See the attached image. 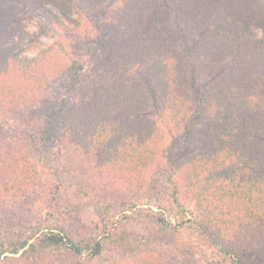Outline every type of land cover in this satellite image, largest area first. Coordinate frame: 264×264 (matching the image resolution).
<instances>
[{"label": "trees", "instance_id": "trees-1", "mask_svg": "<svg viewBox=\"0 0 264 264\" xmlns=\"http://www.w3.org/2000/svg\"><path fill=\"white\" fill-rule=\"evenodd\" d=\"M105 1L31 0L58 37L44 45L25 28L16 41L0 37V203L24 195L36 214L32 233L0 242V264L93 260L108 247L123 264H190L152 250L183 232L218 246L211 264H257L239 248L264 229V0H117L80 76L68 49ZM5 24L0 14V34ZM224 62L209 87L187 84L184 63L214 75ZM146 91L175 153L145 113ZM88 206L103 213L93 231L76 223ZM126 224L149 233L134 239Z\"/></svg>", "mask_w": 264, "mask_h": 264}, {"label": "rangeland", "instance_id": "rangeland-1", "mask_svg": "<svg viewBox=\"0 0 264 264\" xmlns=\"http://www.w3.org/2000/svg\"><path fill=\"white\" fill-rule=\"evenodd\" d=\"M69 1L74 3V0ZM116 2L117 0H106L98 15H92V17L85 18L81 21L82 24L78 30L79 46H71L67 53L69 58L70 55H72L74 58L79 60V63H82L83 67L81 68L82 71L80 76H86L87 70L91 65V60L93 59L91 57L94 28L100 22L102 17H104V15L111 10ZM1 3L2 6L0 7V14L6 20V24L4 30H2L0 34V37L16 41L19 34V31L17 30H22L24 28L30 31L42 33L41 40L44 45L50 44L53 39L58 37L53 24L45 18L41 9L36 6V3L31 2V0H3ZM70 11L74 14L72 6H70ZM198 35L202 36V33ZM195 36L196 34L194 35V39ZM14 50L16 51L15 53H17L16 57H30L36 53L34 49L22 51L14 48ZM183 65L187 84L191 86L198 85L202 88L209 87L213 83L216 75H220L226 71L225 62L220 64L214 75L203 74L201 71L192 68L187 63H184ZM82 80L83 79L80 78L79 83ZM145 96L149 99L148 106L145 107V113L149 114L147 116L153 118L158 124H160L161 130L164 134L162 148L166 152L175 153L176 150L179 149V143L175 142L172 134L168 131L169 125L167 122H163L162 117L155 113L154 107L150 101L151 98L149 97L147 91L145 92ZM161 119L162 121H160ZM262 119L259 140L264 143V115ZM4 134H6V128L0 124V136ZM1 149L2 148H0V150ZM15 200L7 204L5 202L0 203V242L5 239L16 237L17 233L20 231H24L26 234L33 232L36 214L31 209L30 198L22 195L21 200ZM142 207L148 211L150 209L157 211L156 208L148 205H143ZM256 213L259 215L260 219L264 220V207H259L256 210ZM102 217L103 213L99 208L95 206H88L76 217V223L82 229L93 231L95 224L100 223L103 220ZM126 225L136 231L137 234L134 236V239H139L141 234L148 232L141 226L135 227L130 224ZM72 229L76 230L78 233L77 227L73 226ZM258 230V238H256L253 242L248 243L245 247L239 248V254L245 255V257H248V259L252 262L263 264L261 262L262 260L260 258L258 247L264 246V229L259 227ZM210 243L211 242L197 236L196 234L183 232L176 238L168 237L156 240L152 250H154V252L158 250V253L160 251L167 254L171 258L174 257L180 259L182 257H186L190 264H211L210 261L219 255V249L218 246L213 245V242L212 244ZM181 247H184V252H186L185 256H182V251H180ZM126 259L127 255L123 254V252L112 247H108L104 254L99 255L93 260L59 256L51 259L47 264H123Z\"/></svg>", "mask_w": 264, "mask_h": 264}]
</instances>
